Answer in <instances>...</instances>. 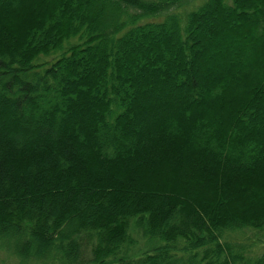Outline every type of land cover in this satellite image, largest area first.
I'll return each mask as SVG.
<instances>
[{"label":"trees","instance_id":"trees-1","mask_svg":"<svg viewBox=\"0 0 264 264\" xmlns=\"http://www.w3.org/2000/svg\"><path fill=\"white\" fill-rule=\"evenodd\" d=\"M0 251L264 264V0H0Z\"/></svg>","mask_w":264,"mask_h":264},{"label":"rangeland","instance_id":"rangeland-1","mask_svg":"<svg viewBox=\"0 0 264 264\" xmlns=\"http://www.w3.org/2000/svg\"><path fill=\"white\" fill-rule=\"evenodd\" d=\"M180 12H183V10H188L191 9L190 6L185 5L184 7L178 8ZM55 54L49 55V56H42V60H51L54 57ZM249 235H252V232L249 233ZM138 238V237H137ZM254 240H257L255 235H252L251 237ZM247 242H250L249 240ZM138 247L143 246L142 241L138 240ZM144 247V246H143ZM0 264H16V260L13 259L12 257H8L4 252L0 251Z\"/></svg>","mask_w":264,"mask_h":264}]
</instances>
